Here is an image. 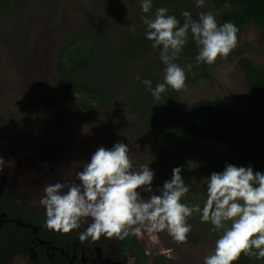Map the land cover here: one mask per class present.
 I'll return each instance as SVG.
<instances>
[{"label": "trees", "instance_id": "1", "mask_svg": "<svg viewBox=\"0 0 264 264\" xmlns=\"http://www.w3.org/2000/svg\"><path fill=\"white\" fill-rule=\"evenodd\" d=\"M117 0H97L96 4L113 8ZM22 0H0V15L13 6L21 7ZM228 4L230 7H225ZM134 13L122 16L117 24L104 26L102 18H92L87 26L66 35L58 44L52 57V72L55 77V95L58 103L74 120H88L101 113L110 100L124 91L129 114L134 118L130 128L141 141L144 130L151 131L155 138L152 145L143 147L147 163L159 178L157 188L172 177L176 167L190 190L182 202L189 206L199 203L201 207L207 197V179L214 172H223L226 165L251 167L254 172L264 174V63H255L235 52L239 70V92L237 97L227 90L223 95L191 100L187 105L179 95L168 88L157 102L141 83L150 79L152 87L163 82L164 67L159 49L153 48L146 39V26L141 17V0H133ZM136 5V7H135ZM167 7L169 14L176 16L183 24L182 13L188 11L194 20L199 13H211L218 24L234 23L241 33L249 26L257 31V42L264 44V0H205L203 7H197L196 0H153L152 12ZM198 47L189 41L176 61L181 67L192 64V71H186L187 89L199 83H210L213 65H197ZM239 51V47L238 50ZM140 75L141 80H137ZM236 94V93H235ZM163 110L164 115L154 117L152 110ZM1 135V134H0ZM209 144L212 148L224 149L226 156H208L200 164H191L192 153ZM163 165H169L162 171ZM27 214L9 193L0 195V264L19 254L33 240L31 230L14 226L10 221L24 219ZM25 223L38 230L39 239L73 240L70 232L63 234L46 227V218L32 214ZM200 225L202 232L192 228L188 243L199 245L207 237L214 243L221 233L213 232L212 225L202 223L198 214L188 221ZM122 254H127L135 264H147L148 259L140 243L128 235L121 240L115 238ZM48 240V239H47ZM176 243V242H175ZM177 244V243H176ZM65 264L64 259L60 258ZM150 264H173L164 256L157 255ZM235 264H264V259L241 255Z\"/></svg>", "mask_w": 264, "mask_h": 264}, {"label": "rangeland", "instance_id": "2", "mask_svg": "<svg viewBox=\"0 0 264 264\" xmlns=\"http://www.w3.org/2000/svg\"><path fill=\"white\" fill-rule=\"evenodd\" d=\"M96 2L22 0L21 7L13 6L0 15V157L5 161L0 172V192L5 188L26 210L44 216L45 211L39 205L43 186L73 179L72 165L90 162L100 147L110 150L116 143H124L129 147L134 168L150 164L143 147L152 145L155 136L144 130L143 145L132 134L130 125L134 118L129 114L124 91L88 120L72 119L57 101L52 57L59 42L66 35L84 29L94 17H101L102 24L108 26L134 13L133 0H117L113 8L98 6ZM256 37V29L247 27L241 33L239 51L237 47L227 59L216 61L211 70L214 81L188 88L179 95V100L187 105L194 99L221 96L224 90L237 97L239 57L235 58L234 53L239 52L241 57L255 63H264V44L258 43ZM151 114L156 118L164 115L160 109L152 110ZM198 149L188 159L189 163L200 164L208 156H226L224 149L212 148L209 144L201 153ZM162 167L164 172L169 165ZM158 180L154 175V190ZM191 227L203 231L199 224L193 223ZM129 233L149 256L169 257L173 264H203L215 247L209 237L199 245H177L166 232L144 233L142 237L132 230ZM8 264H30V258L27 254L21 255Z\"/></svg>", "mask_w": 264, "mask_h": 264}, {"label": "clouds", "instance_id": "3", "mask_svg": "<svg viewBox=\"0 0 264 264\" xmlns=\"http://www.w3.org/2000/svg\"><path fill=\"white\" fill-rule=\"evenodd\" d=\"M205 0H196L203 7ZM153 0H141V17L146 26V39L159 49L165 65L163 82L152 87L150 79L141 80L155 101L168 88L187 90L186 71L192 64L181 67L176 61L189 41L199 51L196 63L213 65L224 60L238 47V27L232 22L218 24L216 17L199 13L194 20L184 11L183 24L167 7L152 12ZM225 7H230L226 4ZM5 161L0 157V172ZM74 177L45 184L39 205L46 215V227L68 234L79 230L81 241L99 240L101 236L125 239L132 230L138 237L144 233L166 232L178 245L188 243L192 231L189 219L200 216L202 223L212 225V231L221 233L215 241L212 254L203 264H235L241 255L264 259V174L251 167L226 165L223 172H214L207 179V197L203 207L182 202L190 190L181 176V168L172 171V177L162 188L152 187L154 172L149 164L134 168L129 147L116 143L110 150L100 147L90 162L72 165ZM79 169V170H78Z\"/></svg>", "mask_w": 264, "mask_h": 264}, {"label": "flooded vegetation", "instance_id": "4", "mask_svg": "<svg viewBox=\"0 0 264 264\" xmlns=\"http://www.w3.org/2000/svg\"><path fill=\"white\" fill-rule=\"evenodd\" d=\"M4 192L9 193L14 197V195L5 188L0 192V195ZM15 200L17 201L16 198ZM18 203L19 202L17 201V204ZM19 205L21 204L19 203ZM21 209L26 213H31L27 214L24 219H31L32 214H37L40 217L42 216L44 219L46 218L44 215L26 210L22 205ZM24 219L17 217L10 222L14 226L31 230V234L34 238L22 252L7 259L8 263L21 255L27 254L30 258V264H64L60 261V258L66 260L65 264H128L129 261H131L132 264H135L127 254H122L120 252L115 238L101 236L100 239L96 241L91 240V238L81 241L79 239V231H83V227L79 230L71 231L74 235L73 240H56L49 237H47L48 240L45 239L46 237L39 239L36 237L38 230L29 223H25ZM129 235L137 240L133 234L129 233ZM144 254L148 259L147 264H150L152 258L157 256H149L146 251H144ZM165 258L169 259V257Z\"/></svg>", "mask_w": 264, "mask_h": 264}]
</instances>
